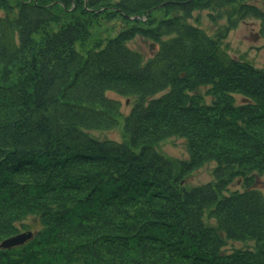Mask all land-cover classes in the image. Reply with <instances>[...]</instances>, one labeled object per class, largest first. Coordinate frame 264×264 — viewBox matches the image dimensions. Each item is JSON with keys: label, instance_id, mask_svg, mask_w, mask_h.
<instances>
[{"label": "trees", "instance_id": "1", "mask_svg": "<svg viewBox=\"0 0 264 264\" xmlns=\"http://www.w3.org/2000/svg\"><path fill=\"white\" fill-rule=\"evenodd\" d=\"M195 11L226 25L210 36ZM105 16L132 26L92 38ZM245 20L264 42V0H0V243L41 226L0 264H264V70L224 45ZM120 119L123 141L90 137ZM171 137L187 161L156 153Z\"/></svg>", "mask_w": 264, "mask_h": 264}, {"label": "rangeland", "instance_id": "2", "mask_svg": "<svg viewBox=\"0 0 264 264\" xmlns=\"http://www.w3.org/2000/svg\"><path fill=\"white\" fill-rule=\"evenodd\" d=\"M77 1L78 0H71L73 8L75 7ZM84 5H86L85 1ZM104 18L108 21H100L99 19L93 25L91 30L92 38L110 39L117 36V34L124 29L128 30L132 26L119 19H113L110 16H105ZM146 19L147 18L145 17L143 22ZM189 22L194 26L204 30L210 36L214 35L217 29L226 25V21L223 19L217 20L216 15H214V20L212 21L207 16L206 11L193 12L192 19L189 20ZM144 28H152V25L147 24L145 21ZM258 30L259 23L257 21L245 20L239 23L235 29L228 32L227 38L224 40V45L226 46L227 52L231 58L248 62L255 68L264 70V42L258 36ZM128 47L139 52L143 56L144 61L150 59L157 50V47L154 46L153 43L147 41L139 35H136L130 42H128ZM199 92L203 93V89H200ZM111 96L113 99L120 101L123 112L127 114L133 105L134 99L127 100V98L124 97L115 95ZM122 133V119H120L119 126L115 130L109 132L93 131L90 133V137L96 140L111 139L120 142L123 141ZM154 149L161 157H165L171 161L181 162L187 161L189 158V147L187 141L181 137H171L166 139L158 143ZM214 166V164L206 165L202 167L197 173H194L189 179L185 181V188L190 190L213 179L212 170ZM256 187L263 193L264 196V175L257 178ZM242 189L243 188L236 181H234L230 186V191H241ZM22 226L26 227V229L20 231L18 234L30 232L32 234V238L28 242H30L41 229L39 220L33 216H27L25 220H23L18 225V227ZM247 248H252V244L228 242L224 251L228 253L233 250ZM0 250L3 251V249Z\"/></svg>", "mask_w": 264, "mask_h": 264}, {"label": "water", "instance_id": "3", "mask_svg": "<svg viewBox=\"0 0 264 264\" xmlns=\"http://www.w3.org/2000/svg\"><path fill=\"white\" fill-rule=\"evenodd\" d=\"M31 238H32V234L30 232L16 235L0 243V249L9 250L15 247H20L25 243H27Z\"/></svg>", "mask_w": 264, "mask_h": 264}]
</instances>
